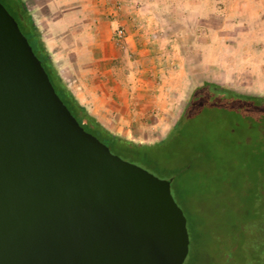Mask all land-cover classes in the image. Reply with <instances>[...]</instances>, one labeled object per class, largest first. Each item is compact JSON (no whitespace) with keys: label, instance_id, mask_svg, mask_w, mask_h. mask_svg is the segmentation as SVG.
<instances>
[{"label":"water","instance_id":"water-1","mask_svg":"<svg viewBox=\"0 0 264 264\" xmlns=\"http://www.w3.org/2000/svg\"><path fill=\"white\" fill-rule=\"evenodd\" d=\"M171 183L79 125L0 3V264H184Z\"/></svg>","mask_w":264,"mask_h":264},{"label":"rangeland","instance_id":"rangeland-1","mask_svg":"<svg viewBox=\"0 0 264 264\" xmlns=\"http://www.w3.org/2000/svg\"><path fill=\"white\" fill-rule=\"evenodd\" d=\"M102 2L113 7L114 19L125 20L114 29L112 38L121 55L122 67L129 68L137 82L148 84L151 95L166 100L162 104H170L167 108L174 110L175 122L189 101L194 89L191 87L204 81L240 93L264 96V8L260 7L264 0H255L258 8L250 0ZM117 30L122 31L120 37ZM215 112L193 118L212 121L225 131L228 127L225 123L229 122L227 114ZM192 142L186 144L187 152L181 164L174 159L165 168L161 162L159 171L138 166L159 179L174 178L171 194L186 217L190 241V254L184 264L189 262L196 235L200 236L204 248L219 250L215 264H241L239 258L226 260L222 254L226 241L221 217L234 211L237 205L234 200H220L207 193L208 167L203 160L208 151L219 150H207ZM186 164L189 172L181 176L177 170ZM252 264L260 262L253 260Z\"/></svg>","mask_w":264,"mask_h":264},{"label":"trees","instance_id":"trees-1","mask_svg":"<svg viewBox=\"0 0 264 264\" xmlns=\"http://www.w3.org/2000/svg\"><path fill=\"white\" fill-rule=\"evenodd\" d=\"M16 20L33 53L41 62L51 84L72 116L88 133L95 136L110 152L125 161L161 169L171 160L181 164L190 141L208 149L204 163L208 167L207 193L220 200H234L237 208L221 217L225 229L226 260H241V264L264 260V96H253L204 81L195 87L181 116L168 135L152 145L137 144L114 136L99 124L66 89L55 71L41 37L33 24L23 0H0ZM220 111L227 114L225 131L207 119L193 118L197 114ZM216 113V112H215ZM188 135L191 136L188 139ZM189 144V143H188ZM181 176L188 174L189 165L177 170ZM169 178H172L171 176ZM174 179V178H172ZM217 248H204L199 235L192 244L188 264H215ZM190 254V253H189ZM188 259V258H187Z\"/></svg>","mask_w":264,"mask_h":264},{"label":"crops","instance_id":"crops-1","mask_svg":"<svg viewBox=\"0 0 264 264\" xmlns=\"http://www.w3.org/2000/svg\"><path fill=\"white\" fill-rule=\"evenodd\" d=\"M23 2L59 78L89 115L114 136L137 144L152 145L167 136L174 110L122 67L112 38L125 20L114 19L113 7L102 0Z\"/></svg>","mask_w":264,"mask_h":264},{"label":"built area","instance_id":"built-area-1","mask_svg":"<svg viewBox=\"0 0 264 264\" xmlns=\"http://www.w3.org/2000/svg\"><path fill=\"white\" fill-rule=\"evenodd\" d=\"M117 36L120 37V35L122 34V31L121 30H117Z\"/></svg>","mask_w":264,"mask_h":264}]
</instances>
